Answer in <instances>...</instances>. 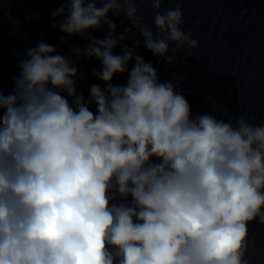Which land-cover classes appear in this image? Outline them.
<instances>
[{
  "label": "clouds",
  "instance_id": "clouds-1",
  "mask_svg": "<svg viewBox=\"0 0 264 264\" xmlns=\"http://www.w3.org/2000/svg\"><path fill=\"white\" fill-rule=\"evenodd\" d=\"M165 2L62 0L52 27L86 43L63 55L40 41L18 61L0 91V264H249L248 226L264 225V122L193 115L180 81L161 82L137 54L172 65L199 47ZM110 14L131 27L117 35ZM84 58L104 84L88 98Z\"/></svg>",
  "mask_w": 264,
  "mask_h": 264
}]
</instances>
